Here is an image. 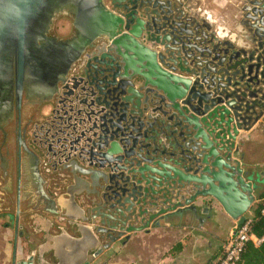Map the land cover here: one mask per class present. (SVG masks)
<instances>
[{
    "label": "water",
    "instance_id": "95a60500",
    "mask_svg": "<svg viewBox=\"0 0 264 264\" xmlns=\"http://www.w3.org/2000/svg\"><path fill=\"white\" fill-rule=\"evenodd\" d=\"M64 9L77 36L55 42ZM235 20L231 33L215 26L202 0H0V82L15 68L17 101L27 72L44 97L61 85L17 149L35 158L43 230L71 246L67 261L199 210L240 225L251 213L240 132L264 113V0H239ZM19 186L12 264H48L41 249L16 261Z\"/></svg>",
    "mask_w": 264,
    "mask_h": 264
},
{
    "label": "crops",
    "instance_id": "0c3cea01",
    "mask_svg": "<svg viewBox=\"0 0 264 264\" xmlns=\"http://www.w3.org/2000/svg\"><path fill=\"white\" fill-rule=\"evenodd\" d=\"M237 1L202 0L203 9L211 22L220 29L230 30V33L237 25L235 20ZM240 135L249 136L244 140L240 152L243 154V162L254 174L255 205L258 202L260 188L264 185V113L246 134L240 132ZM48 187L51 185H43L46 193ZM38 190V185L30 180L28 175L25 176L20 192L21 236L17 239L16 261L23 260L31 250L35 252L41 249L48 255L46 258L48 264H72L73 260L67 261L73 253L71 246L56 238V234L43 230L44 220H48L49 217L39 201L41 198ZM2 194L4 196H0V264H12L15 199L13 193ZM50 197L56 201L60 198V201L68 199L64 190ZM77 200L79 202V197ZM215 209L209 208L207 212L199 210L198 215L192 220H174L173 224H161L159 227L133 233L128 240L112 245L89 264H214L236 222L219 206ZM89 254L87 252L86 255Z\"/></svg>",
    "mask_w": 264,
    "mask_h": 264
},
{
    "label": "flooded vegetation",
    "instance_id": "af4514ba",
    "mask_svg": "<svg viewBox=\"0 0 264 264\" xmlns=\"http://www.w3.org/2000/svg\"><path fill=\"white\" fill-rule=\"evenodd\" d=\"M72 17V10L64 9L57 13L47 36L55 42H66L74 39L77 36V31L72 26ZM60 21L62 24L59 30L62 34L56 33V30L53 29ZM65 21L69 24L66 25ZM80 62H76L75 65H79ZM16 77L15 68H13L10 79L0 82V192L13 193L14 199L17 184L20 185L19 191L21 192L25 176L28 175L30 180L37 183V163L33 160L35 158L24 151L23 145L21 149L19 147L17 149L18 144H20V136H23L24 130L33 131L37 125L41 124L40 119L49 115L56 104L58 94L55 96L54 94L61 88L60 84H58V88L53 85L49 86L48 92H51V95L44 97L39 92L41 90L37 86L38 82L34 79V73L27 72L23 80L20 100L17 101L15 95ZM25 138L26 142V135ZM28 141H33V139L30 138ZM35 142L38 144L39 141L35 140Z\"/></svg>",
    "mask_w": 264,
    "mask_h": 264
},
{
    "label": "trees",
    "instance_id": "16d2710c",
    "mask_svg": "<svg viewBox=\"0 0 264 264\" xmlns=\"http://www.w3.org/2000/svg\"><path fill=\"white\" fill-rule=\"evenodd\" d=\"M260 189L257 195L258 202L251 209V214L247 215V219L250 220L249 232L263 240L258 246L251 241L248 242L241 254L239 264H264V185Z\"/></svg>",
    "mask_w": 264,
    "mask_h": 264
},
{
    "label": "built area",
    "instance_id": "2783aa9c",
    "mask_svg": "<svg viewBox=\"0 0 264 264\" xmlns=\"http://www.w3.org/2000/svg\"><path fill=\"white\" fill-rule=\"evenodd\" d=\"M250 220L245 219L243 224L234 223L232 229L222 246L220 256L214 264H239L241 254L248 242H253L258 246L263 238L258 239L249 232Z\"/></svg>",
    "mask_w": 264,
    "mask_h": 264
},
{
    "label": "rangeland",
    "instance_id": "374dc122",
    "mask_svg": "<svg viewBox=\"0 0 264 264\" xmlns=\"http://www.w3.org/2000/svg\"><path fill=\"white\" fill-rule=\"evenodd\" d=\"M62 21H60L56 26H55V28H53V29H55L56 30V33H58L59 34V32L61 31V30H59V28L61 27V23ZM65 23H66V21H65ZM67 24H69V23H66V25ZM53 27H54V25H53ZM61 33V32H60ZM62 34V33H61ZM60 34V35H61Z\"/></svg>",
    "mask_w": 264,
    "mask_h": 264
}]
</instances>
